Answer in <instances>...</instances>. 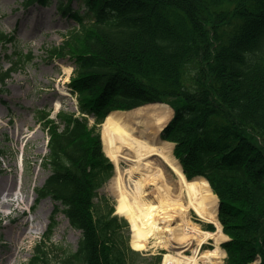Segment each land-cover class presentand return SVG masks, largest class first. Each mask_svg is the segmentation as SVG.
I'll return each mask as SVG.
<instances>
[{
    "label": "trees",
    "instance_id": "trees-1",
    "mask_svg": "<svg viewBox=\"0 0 264 264\" xmlns=\"http://www.w3.org/2000/svg\"><path fill=\"white\" fill-rule=\"evenodd\" d=\"M73 1L59 9L78 27L48 52L73 61L81 116H43L51 175L37 193L63 206L82 239L56 260L39 244L28 264H151L137 260L113 207L95 203L113 175L98 126L111 111L159 102L174 109L163 138L184 173L206 178L220 199L226 264H264V0H80L84 12ZM15 39L0 27V45Z\"/></svg>",
    "mask_w": 264,
    "mask_h": 264
},
{
    "label": "rangeland",
    "instance_id": "rangeland-1",
    "mask_svg": "<svg viewBox=\"0 0 264 264\" xmlns=\"http://www.w3.org/2000/svg\"><path fill=\"white\" fill-rule=\"evenodd\" d=\"M66 1L52 0L51 5L44 7L29 6L27 0H0V26L6 33L16 36L15 44L0 46V71H7L18 61L11 78L0 85V214L4 218L0 230V264L29 263L36 246L49 238L53 244L50 251L56 260L62 250L75 252L82 237V232L71 227L63 212L54 213L51 199L37 204L36 192L51 173L42 165L48 153L49 139L45 121L55 119L62 111L78 113L77 97L68 86L73 62L68 58L51 57L48 52L61 46L64 34L76 26L58 10L59 2ZM72 6L79 8L81 1L75 0ZM29 54L33 56L32 61L27 57ZM68 69L72 70L69 80ZM57 102L62 107L56 111ZM47 113L50 118L41 121L42 114L46 116ZM90 123L94 124L93 118ZM102 129L99 127L101 134ZM114 168L115 176V165ZM127 168L126 163H121L123 173ZM114 176L98 190L95 199L104 211L114 207L113 215L117 205L113 194ZM191 219L204 229L205 223L198 221L193 211ZM41 224L44 227L39 231L27 233L31 227L38 228ZM127 224L124 232L132 248V231ZM212 244L210 241L203 246L201 252L211 248ZM166 252L161 247L149 248L139 251L137 260L147 259L151 264H157V258H160L162 264ZM186 255H192V250Z\"/></svg>",
    "mask_w": 264,
    "mask_h": 264
},
{
    "label": "bare ground",
    "instance_id": "bare-ground-1",
    "mask_svg": "<svg viewBox=\"0 0 264 264\" xmlns=\"http://www.w3.org/2000/svg\"><path fill=\"white\" fill-rule=\"evenodd\" d=\"M71 72L67 70V80ZM61 107L60 102L55 104L56 111ZM173 113L168 105L153 104L111 113L103 124L104 152L116 166L112 180L116 213L131 226L134 250L167 251L162 264H222L226 252L220 244L228 236L218 218L219 198L207 180L187 179L173 155L174 144L161 139ZM121 163L128 166L125 173ZM192 211L216 231L201 230L191 219ZM42 227H31L27 233ZM210 240L214 249L201 252ZM189 250L192 255H186Z\"/></svg>",
    "mask_w": 264,
    "mask_h": 264
}]
</instances>
